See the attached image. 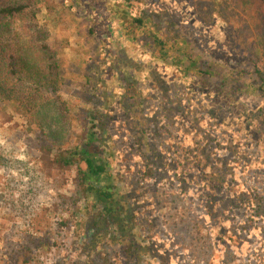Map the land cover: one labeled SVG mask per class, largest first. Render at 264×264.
<instances>
[{
	"label": "rangeland",
	"instance_id": "1",
	"mask_svg": "<svg viewBox=\"0 0 264 264\" xmlns=\"http://www.w3.org/2000/svg\"><path fill=\"white\" fill-rule=\"evenodd\" d=\"M118 2L37 0L13 23L40 80L9 74L8 89L43 108L0 98V264H125L109 233L84 253L75 169L47 161L78 142L88 103L143 264H264V0H131L166 60L142 30L130 42L107 9Z\"/></svg>",
	"mask_w": 264,
	"mask_h": 264
},
{
	"label": "trees",
	"instance_id": "2",
	"mask_svg": "<svg viewBox=\"0 0 264 264\" xmlns=\"http://www.w3.org/2000/svg\"><path fill=\"white\" fill-rule=\"evenodd\" d=\"M36 1L0 0V98L5 100L14 98L22 102L26 108L28 107L26 111L32 110L33 113L37 112V108H43L37 105L38 95L34 96L33 91L27 95L8 89L7 85H13L9 74L22 73L28 82L37 79L35 84L40 80L36 77L38 67L35 58L30 50L21 49L20 29L17 32L13 27V23L26 16L28 12H33L32 14L35 15ZM130 5L131 0H123V2L108 5L107 9L110 17L118 22L130 42L133 40L129 34L134 29L142 30L154 57L166 60L169 54L165 50L163 40L150 31L145 24L147 20L142 16L131 15ZM44 46L47 47L45 44ZM171 59L180 63V58L171 56ZM186 70H193L194 74L204 76L202 87H208L207 78L211 75L208 67H203L200 62L191 61L188 62ZM43 79L48 83L46 76ZM53 83L54 80L50 82V84ZM257 89L264 95V78L261 79ZM38 114L43 115V112ZM81 115L82 130L78 142L68 149L51 154V158L47 161L63 169H75L77 191L83 200V205L79 209L81 216L77 231L84 229L88 233L80 238L82 249L87 255L98 253V245L103 242L105 234L109 233L121 245L125 264H143L140 257L143 246L133 228V208L116 186V176L111 170L109 160L110 154L105 149L107 136L103 114L99 108L88 103ZM45 151L50 152V147L47 146ZM39 169L41 172V166Z\"/></svg>",
	"mask_w": 264,
	"mask_h": 264
}]
</instances>
